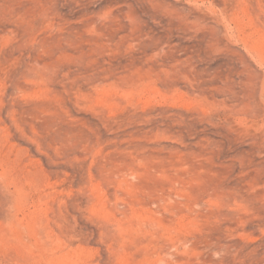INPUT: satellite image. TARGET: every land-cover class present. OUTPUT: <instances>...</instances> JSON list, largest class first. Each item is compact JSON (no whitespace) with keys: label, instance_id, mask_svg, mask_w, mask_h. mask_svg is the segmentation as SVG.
Here are the masks:
<instances>
[{"label":"rangeland","instance_id":"obj_1","mask_svg":"<svg viewBox=\"0 0 264 264\" xmlns=\"http://www.w3.org/2000/svg\"><path fill=\"white\" fill-rule=\"evenodd\" d=\"M0 264H264V0H0Z\"/></svg>","mask_w":264,"mask_h":264}]
</instances>
